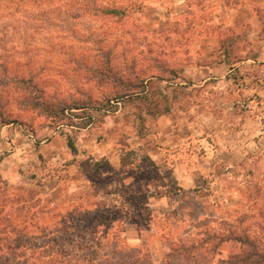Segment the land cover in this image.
I'll list each match as a JSON object with an SVG mask.
<instances>
[{"label":"rangeland","instance_id":"374dc122","mask_svg":"<svg viewBox=\"0 0 264 264\" xmlns=\"http://www.w3.org/2000/svg\"><path fill=\"white\" fill-rule=\"evenodd\" d=\"M250 2L0 0V104L11 116L0 119V128L20 127L35 141L26 164L1 148L0 160L11 158L0 163L7 184L0 183V238L26 235L34 223L55 225L72 208L93 211V221L106 212L111 233L122 231L128 246L144 248L160 264L168 244L189 238L197 221H234L250 210L242 187L251 195L258 180L264 184V54L256 50L264 46L256 42L257 33L264 40V11L255 9L259 24L235 27L224 19ZM100 7L129 12L103 17ZM106 54L124 77H158L144 84L147 95L169 113L151 116L142 102L126 100L54 120L17 103L20 78L68 102L82 93L94 100L114 93L86 74ZM54 132L55 159L36 154ZM68 139L80 160L74 168ZM113 156L124 162L119 176L107 167ZM82 173L90 182L74 185ZM33 205L44 221L31 217ZM237 251L228 244L222 257Z\"/></svg>","mask_w":264,"mask_h":264},{"label":"trees","instance_id":"16d2710c","mask_svg":"<svg viewBox=\"0 0 264 264\" xmlns=\"http://www.w3.org/2000/svg\"><path fill=\"white\" fill-rule=\"evenodd\" d=\"M96 11L103 17L119 19H123L129 12L121 7H100ZM108 55L106 54L103 63L87 66L86 74L98 86L112 88L114 93L96 100L82 93V100L68 102L56 98L54 94L46 95L45 90L32 78H20L15 80L13 90L18 95L17 103L24 111H34L54 120L64 117L67 111L82 110L92 105L106 107L111 102L126 100L142 102L148 108L147 114L151 116L169 113L168 107L162 111L157 110L158 104L147 95L144 84L153 79L158 80V77L153 74L147 78L136 74L124 77L111 64ZM1 109L0 104V119L9 122L11 116H6ZM67 147L72 154H76L71 139H68ZM123 165L121 159V166ZM244 165L245 162L241 164ZM107 167L111 168L109 164ZM0 183L7 186L2 179ZM242 188L246 190L244 201L253 206L250 210L234 221H197L192 225L194 231L189 238L168 244L169 252L160 264H264V184L258 180L255 192L251 195L246 193L247 187ZM5 201L9 202V199L3 196L1 202ZM36 206L30 207L31 217L44 221L43 213L36 210ZM95 216L93 211L78 213L76 208H72L55 225H46L45 221L43 225L34 223L26 235L17 231L19 234L15 237L0 238V264H156L144 248L128 246L125 239L120 238L122 231L111 233L112 229L105 227L106 212L100 213L95 221L91 220ZM10 219L11 215L7 214L5 221ZM213 223L217 224L216 229L211 227ZM108 225L113 226L111 223ZM8 227L11 228L10 225ZM17 228L15 226L12 231ZM228 244H234L238 251L222 257V249Z\"/></svg>","mask_w":264,"mask_h":264},{"label":"crops","instance_id":"0c3cea01","mask_svg":"<svg viewBox=\"0 0 264 264\" xmlns=\"http://www.w3.org/2000/svg\"><path fill=\"white\" fill-rule=\"evenodd\" d=\"M254 6H256V8H254ZM257 8L264 11V0H251V2L248 4L240 5V6H237L235 8H232V9L228 10L227 13L224 14V19H226V21H228V23L232 24L235 27H242L245 24H247L248 22H251L253 20H255L256 23H258V21H257L258 17H257L256 12H255V9H257ZM226 21H224V22H226ZM261 26H263V24ZM256 36H257L256 42L259 40L260 44L264 43V40H262L261 38L258 37L259 33H257ZM256 50L259 51L261 54H264V46L259 47ZM11 126L12 125H8V126L0 128V151H1L2 147L8 148L10 151H12L11 157H13V158L16 157L17 154H18V156H19V154H21V155H23V157L20 160H22L25 163L24 155L29 156L31 154L32 145H34L33 143L35 141L32 138V135L23 134L22 129L20 127L11 128ZM57 139H58L57 133L54 132L51 144L47 145L50 147H47L46 145H44L45 141H41L39 143L40 148L37 149L38 151L36 150V148H34V151L36 152V154H39V155L41 154V156L43 155V153L48 152L49 155L53 159H55V152L50 154V151L53 150L52 145ZM140 141H143V139H140ZM64 150H65V148H64ZM66 152L68 153L67 150H66ZM63 154H65V151L63 152ZM44 156H45V158H48L47 157L48 155L47 156L44 155ZM11 157L5 158L4 160H0V163L2 165L5 162L8 163L9 162L8 159L10 160ZM71 157H72V164L71 165L74 168V166L78 165V162L80 160L78 159L77 154H72ZM108 164L111 166V168L113 170H116V172H118V174H117L118 176L121 175L120 173H122V171H120V170H121L122 166H121V158L120 157L115 158V156H113L111 159H109ZM1 174H2V176L6 177V178L13 179V176L9 172L7 174L6 172L3 171V172H1ZM81 179L83 181H86L87 183L90 182L88 177L82 173L78 177L74 178V185H77V183L79 181H81ZM55 184H56V188L60 187L58 182H56ZM61 192H62V195L65 196V191L63 192L61 190Z\"/></svg>","mask_w":264,"mask_h":264}]
</instances>
